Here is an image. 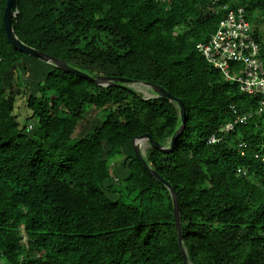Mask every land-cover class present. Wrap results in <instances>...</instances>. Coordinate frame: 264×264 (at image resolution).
<instances>
[{"label":"trees","instance_id":"trees-1","mask_svg":"<svg viewBox=\"0 0 264 264\" xmlns=\"http://www.w3.org/2000/svg\"><path fill=\"white\" fill-rule=\"evenodd\" d=\"M7 1L0 0V264H184L171 194L133 146L145 134L169 144L180 108L145 99L129 86L138 81L186 108L174 149L149 146L144 155L176 192L189 263L264 264V172L254 156L264 111L254 113L259 99L197 49L231 10L264 22V0H17L12 27L22 43L89 76L130 80L113 86L15 48ZM253 34L264 62L263 35ZM21 95L37 121L30 130L14 113ZM88 105L95 120L73 137ZM230 105L254 115L209 144L235 119ZM122 158L126 171L112 175Z\"/></svg>","mask_w":264,"mask_h":264},{"label":"built area","instance_id":"built-area-1","mask_svg":"<svg viewBox=\"0 0 264 264\" xmlns=\"http://www.w3.org/2000/svg\"><path fill=\"white\" fill-rule=\"evenodd\" d=\"M197 49L227 80L238 83L243 93L259 99L258 109L254 113L264 111V62L260 57V44L254 37L251 22L243 8L231 10L219 22L208 40L197 44ZM229 110L235 115V119L222 125L210 137L209 144L219 143L224 137L231 135L236 126L247 124L254 115L249 112L239 114L235 105H230ZM247 146L240 145L241 148ZM254 156L262 164L264 172V143Z\"/></svg>","mask_w":264,"mask_h":264},{"label":"water","instance_id":"water-1","mask_svg":"<svg viewBox=\"0 0 264 264\" xmlns=\"http://www.w3.org/2000/svg\"><path fill=\"white\" fill-rule=\"evenodd\" d=\"M16 2H17V0H8L7 1L5 12H4V24H5V29H6L7 38L9 40V42L15 48H17L20 52H22L23 54H25L27 56L35 58L37 60L46 62L48 64H52V65L66 71V72H70V73H73L79 77L93 81L94 83L99 84V85L113 86V85H116V82H129L130 81L128 79L109 77V76L108 77H92V76H89L86 73H83V72L67 65L65 62H63L60 59H57V58L52 57L50 55H47L43 52H40V51H38L34 48H31V47L25 45L24 43H22L17 38V36L15 35V32H14L13 27H12V18L15 15V14H13V9L15 7ZM136 83L141 84V85L151 89L153 91V93L155 94V96L153 98L161 97V98L169 99L170 101L176 102L180 108L182 123H181L180 127L176 130V132L174 133L169 144L161 145L160 143L153 141L149 134H145L141 137L136 138L134 140L133 146H134V150H135L137 157L142 162L145 169L153 177H155L158 181L162 182L167 187V189L169 190V192L171 194L173 206H174L175 225H176V230H177V235H178L180 251H181V254L183 256L184 264H190L189 260H188L187 252L183 246V241H182V224H181L179 202H178L176 192L159 174H157L155 171L152 170V168L146 162L145 155H144V152L142 150V147L144 146V144L147 143V144H149V146H154L155 148H157L159 150H163L165 152L172 151L175 147L176 141L179 139L180 135L182 134V132L185 129L186 108H185V105L181 99H178V98L172 96L163 88L156 86V85H153V84H150V83H146V82L138 81ZM150 98H145V99L148 100Z\"/></svg>","mask_w":264,"mask_h":264},{"label":"rangeland","instance_id":"rangeland-1","mask_svg":"<svg viewBox=\"0 0 264 264\" xmlns=\"http://www.w3.org/2000/svg\"><path fill=\"white\" fill-rule=\"evenodd\" d=\"M251 25H252V30H258V34L263 35V39H264V22L251 23ZM23 86L27 88H30V86H32V82L29 77H25L23 79ZM129 86L133 88L135 91L143 94L145 98H150V97L153 98L155 96V94L153 93L151 89L141 84L130 83ZM38 98L40 101L42 100L40 96H38ZM14 113L18 119L20 128H24L25 126H27V129L30 130L37 122L36 118L32 117L33 112L27 106V96L26 95H21L17 97L16 108H15ZM96 114H97V110L92 105H88L87 110L84 114V119L79 122L73 134V137L79 138L83 136V134L89 129L91 124L94 122ZM148 148H149V144L147 143L144 144V146L142 147L144 154L146 153ZM124 161L125 159L122 158L115 162L117 163L116 164L117 167L112 168V175L116 176L117 174V175L122 176L124 174V172L126 171Z\"/></svg>","mask_w":264,"mask_h":264}]
</instances>
